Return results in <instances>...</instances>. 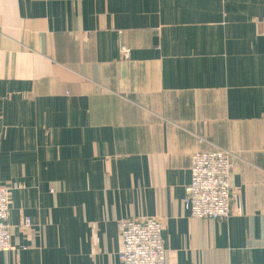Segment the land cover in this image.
<instances>
[{
	"label": "crops",
	"instance_id": "obj_1",
	"mask_svg": "<svg viewBox=\"0 0 264 264\" xmlns=\"http://www.w3.org/2000/svg\"><path fill=\"white\" fill-rule=\"evenodd\" d=\"M214 148L230 214L193 218ZM0 184V264H120L144 217L166 264H264V0H0Z\"/></svg>",
	"mask_w": 264,
	"mask_h": 264
},
{
	"label": "built area",
	"instance_id": "obj_2",
	"mask_svg": "<svg viewBox=\"0 0 264 264\" xmlns=\"http://www.w3.org/2000/svg\"><path fill=\"white\" fill-rule=\"evenodd\" d=\"M123 52H128L122 47ZM230 154L221 148L196 151L191 155L190 181L185 187L183 206L193 218L225 219L230 214L233 193L229 184ZM9 191L0 186V252L10 248L7 222ZM24 219L23 225L29 224ZM121 241L120 264H166L163 225L154 217L123 218L117 222Z\"/></svg>",
	"mask_w": 264,
	"mask_h": 264
},
{
	"label": "rangeland",
	"instance_id": "obj_3",
	"mask_svg": "<svg viewBox=\"0 0 264 264\" xmlns=\"http://www.w3.org/2000/svg\"><path fill=\"white\" fill-rule=\"evenodd\" d=\"M0 186H4V187H7L8 191L10 190V187L8 185H1Z\"/></svg>",
	"mask_w": 264,
	"mask_h": 264
}]
</instances>
